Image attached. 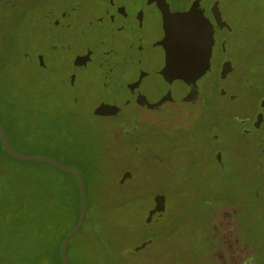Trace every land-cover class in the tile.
<instances>
[{"label":"rangeland","instance_id":"rangeland-1","mask_svg":"<svg viewBox=\"0 0 264 264\" xmlns=\"http://www.w3.org/2000/svg\"><path fill=\"white\" fill-rule=\"evenodd\" d=\"M190 1L183 0L180 6L186 7ZM219 4L223 20L234 31L226 36L229 57L236 67L243 68L225 85L232 91L240 78L252 79L259 85L257 93H251L248 107H234L243 116L250 117L258 109L256 100L264 97V0H219ZM20 36L16 45L0 41V99L8 94L16 102L11 106L16 120L6 124L8 139L22 154L51 157L83 171L88 218L107 242H113L109 252L116 257V264H237L238 256L226 245L227 234L215 225L219 222L217 211L240 201L246 209L244 219L248 227L236 229L242 230L248 239L247 261L250 255L258 264H264V179L256 183L253 179V170L258 164L254 165V156L248 153L255 144L251 138L247 144L241 140V129L235 117L239 115L234 108L229 116L215 121L214 132L219 135L216 143L210 141L209 123L200 121L190 133L191 140L185 133L175 136L174 132L173 136L149 137L148 142H142L139 139L145 135L141 133L128 144H116L113 137L135 125L134 117L139 111L132 105L125 106L114 125L111 119L86 114L84 108L103 105V101L121 104L129 96L124 84L136 75L131 71L123 77L117 75V80H124L110 81L105 86L106 81L90 68L74 86L66 88L56 80L51 91L44 93L39 84H34L33 66L26 64L21 56L22 51L36 50L30 21L24 23ZM219 59L220 55L215 53L213 69L199 82L205 90L203 96L208 111L225 110V105L217 101L216 90L221 84L216 75ZM166 88L158 75L146 78L142 85L143 93L152 101ZM172 88L178 97L185 92L180 83ZM42 98L50 107L46 109L47 115L37 114L36 107H43ZM75 98L79 105H75ZM79 107L83 109L72 113L68 110ZM1 112L7 116L4 110ZM172 123L165 122L166 125ZM141 129L146 131V126L142 125ZM157 131L161 135L165 133L163 129ZM169 131H173L172 127ZM262 133L264 135V127ZM135 148L140 151L136 153ZM215 151L221 153V165L213 159ZM6 160L9 179L0 182V236L10 233L23 237L30 229L39 227L46 229L49 247H53L71 229L73 208L67 207L66 197L58 193L57 187L45 189L38 185L35 179L47 173L45 165L8 157ZM125 161L136 173V179L129 183L130 201L124 200V194L116 196L119 191L114 190V183L117 184L127 170H120ZM49 173L59 175L55 171ZM154 181H164L166 189H152L151 184L152 187L163 185ZM25 183L33 194L24 201L26 188L23 194L18 184ZM156 192L165 195L166 212L160 224L155 221L148 224L146 217ZM43 210L53 211L58 221H50L48 212ZM227 210L228 215L232 209ZM231 230L234 232L235 228L228 231ZM90 235V227L86 225L72 239L69 264H111L103 249L88 242ZM150 238H155L156 244L134 251L135 246ZM122 243H125L124 256L119 253ZM14 248L13 254L4 258L5 264L40 261L58 264L52 253L48 252L43 258L31 257V254L23 258L17 247ZM29 249L38 250V244Z\"/></svg>","mask_w":264,"mask_h":264},{"label":"flooded vegetation","instance_id":"flooded-vegetation-1","mask_svg":"<svg viewBox=\"0 0 264 264\" xmlns=\"http://www.w3.org/2000/svg\"><path fill=\"white\" fill-rule=\"evenodd\" d=\"M194 1L191 0L186 7H182L180 4L183 0H0V41L5 40L3 42L7 45H16L21 39L20 30L24 23L31 22L36 50L30 53L21 49V56L26 64L33 66L34 84H39L44 93L51 91L52 83L56 80L66 88L74 86L90 68L95 69L106 81L103 82L105 86L110 81L124 80H117V75L123 77L122 75L130 71L135 74V78L124 84L129 96L124 98L121 104L103 101V105L84 108L86 114L111 119L114 125L125 106L132 105L139 111L134 117L135 125L113 137L116 144H128L141 133L145 135L139 139L142 142H148L149 137L173 136L174 132L177 133L175 136L185 133L190 138L195 124L200 121L209 123L210 141L216 143L219 135L214 132L215 121L229 116L236 105L248 107L251 100L249 97L251 93H257V88L252 79L240 78L234 89L228 90L225 84L229 78L242 71L229 57L226 36L233 34V30L231 27L220 28L217 25L212 8L219 0H201L202 20L198 26L194 21L191 28H186L182 15L190 10ZM222 21L225 20L222 18ZM183 29L190 31L182 33ZM215 53L220 55L216 75L221 84L216 90L217 101L225 105V110L208 111L203 96L205 90L199 82L213 69ZM182 59L186 60L183 65L186 69L183 73L185 78L179 75ZM226 62H231L233 71L222 79L221 71ZM153 75H158L167 88L157 100L152 101L143 93L142 85L146 78ZM175 83L184 87L185 92L181 97L173 91ZM43 99L40 101L43 107H36L39 109L38 115H45L48 113L46 109L50 108ZM14 104L16 102L8 94L1 96L0 121L5 130L7 122L16 120L11 107ZM75 105H79L77 98ZM106 105L115 106L116 109L100 114L99 107ZM256 105L258 109L250 117L243 116L241 111L237 112L234 108L239 115L238 118L235 117L241 129V140L247 144L251 138L253 145L255 144L248 153L254 156V165L258 164L253 170L255 183L264 179V97L259 96ZM77 109L83 108H68L70 113ZM2 110L7 114L6 117L2 115ZM260 114L262 119L258 122ZM166 121L173 123L166 125ZM142 125L146 126V131L141 129ZM169 127H172L173 131H169ZM157 129H163L165 133L161 135ZM139 151L135 148L136 153ZM213 159L219 165L222 164L219 151L213 153ZM125 162L121 164L120 170H127L117 184L129 190L131 196L129 183L136 179V173L134 168ZM127 173L129 177L123 179ZM154 182L163 185L152 187L151 184L152 189H166L164 181ZM160 203L164 206V212L155 222H162L166 212V197L160 192L154 194L146 218ZM227 209H232L228 215L225 214ZM245 212L241 201L225 207L217 211L219 222L215 227L227 234L224 239L227 240L226 245L230 251L238 256L237 264H258L250 255L247 261L248 239L242 230L236 229L248 227L244 219ZM231 228H235L234 232L228 231ZM155 240L146 239V246L137 250L143 243L138 244L134 251L151 247V244H156Z\"/></svg>","mask_w":264,"mask_h":264},{"label":"trees","instance_id":"trees-1","mask_svg":"<svg viewBox=\"0 0 264 264\" xmlns=\"http://www.w3.org/2000/svg\"><path fill=\"white\" fill-rule=\"evenodd\" d=\"M240 70H243V68L240 67ZM255 87L259 88V85L256 83ZM255 87H254L253 92H255ZM214 117L217 118L218 116H214ZM7 157L12 158L3 149L2 142L0 140V182H3L4 179H9L8 169L6 166L7 165V160H6ZM12 159H14V158H12ZM36 163H40V162H36ZM41 164L45 165L46 168H48V171H46L47 173H45L42 176H39L38 179H35V180L37 181L38 185H40V186L42 185L43 188H45V189L57 187L58 193L61 195H64L66 197L67 207H70V208L72 207L73 208L72 210L74 211V218H73L72 227L62 238L58 239L56 241V243H54L53 247H49L47 235L44 233L46 229H41L39 227L30 229L28 234H26L23 237H19L15 234H10V233H7V234L3 235L2 237L0 236V264H5L4 258L7 259L10 255L13 254V251L15 250L14 247H17V249L21 253V257H23V258H26L27 256H29V254H31V257L32 256H40V258H43L49 252V253H52L57 258L58 264H62L61 255H60V245H61L62 241L64 240V238L70 233V231L76 225L78 218H79V215H80V211H81V200H80L79 190H78V186L76 183V179H75L73 174L63 173V172L59 171L58 169H56L55 167H53L49 164H45V163H41ZM79 170L81 171V173L83 175V180L85 183L83 171L81 169H79ZM52 171L59 173V175L49 173ZM59 176H63V178H65L66 180L60 179ZM14 177L16 178V176H14ZM40 179H42V181L39 183ZM18 185L21 187L23 194H24V188H26L27 192H25V194L23 195L22 198L24 201L28 200V197L31 194H33L31 191L32 188L27 183L23 184V186L21 184H18ZM85 188H86V183H85ZM114 190L119 191V193H117V194L115 193L116 196L117 195L123 196L122 194H124L126 197V198H124V200L130 201L131 196L129 195V192L126 191L124 186H120L119 184H116L114 186ZM86 193H87V189H86ZM40 200H41V197H40ZM44 200L46 202L45 198H44ZM120 203H122V202H120ZM43 207L44 206H42V208L40 207V209H43ZM55 208H56V206H55ZM59 208H60V206H59ZM38 211H40V210H38ZM43 211L48 212L49 210H43ZM88 211H89V209H88ZM48 216H49L50 221L52 219L54 222L58 221V220H55L56 214L53 211L48 212ZM91 222H92V219L88 218V213H87V217L85 219V222H84L82 228L80 229V231L78 232V234L85 229L86 225L89 226L90 232H91V235H90L91 239H89L88 242L90 244H92L93 247L97 246L98 248L103 249L105 251L106 256H107V260H109L111 262V264H116V257L114 258V255H110V252H109L110 249H113L110 246L111 243H113V242L112 241L107 242L103 238L101 231H99L96 227L93 228L91 226ZM13 236L15 238H13ZM72 241L70 242V244L68 246V259H69V261H70L69 249H70V245L72 244ZM119 241H118V243H119ZM155 242H156V240H155ZM37 244H38V250L35 251V249L34 250L29 249V246L34 247ZM124 244L125 243H122V245H121L122 247L119 250V253L121 254V252H122L123 256L125 253V251L123 252ZM18 245L21 247L18 248ZM151 246H152V244H151ZM114 254H115V251H114ZM44 263L45 262L40 261L39 263H36V264H44ZM48 264H50V263H48Z\"/></svg>","mask_w":264,"mask_h":264},{"label":"water","instance_id":"water-1","mask_svg":"<svg viewBox=\"0 0 264 264\" xmlns=\"http://www.w3.org/2000/svg\"><path fill=\"white\" fill-rule=\"evenodd\" d=\"M213 14L215 16L217 25L220 28H223L224 26H226L227 28L231 29L230 26L225 22L222 21V16H221V12L219 10V3L218 1L215 2L213 8H212ZM202 15L203 12L201 10V0H195L192 3V6L190 8V10L187 13H184L182 15L183 17V21L185 23V26L188 27H192L193 23L195 21V25L198 26L200 21L202 20ZM190 30L188 29H183L182 33H186ZM192 31L194 32V30L192 29ZM197 32V31H196ZM182 64L180 65V71H179V75L181 76V78H185L186 76L183 74L186 69L183 68L184 63L186 62L185 59L181 60ZM233 71V67L231 62H226L223 65L222 71H221V78L225 79L227 77V75ZM166 74H168V71H166ZM116 109L115 106H111V105H106L104 107H99L98 112L100 114H106V113H110L112 111H114ZM262 119V114H260L258 116V122H260ZM0 140L2 142V146L3 149L15 160L21 161V162H40V163H45V164H49L53 167H55L56 169H58L59 171L63 172V173H68V174H73L75 179H76V183L78 186V190H79V195H80V200H81V211H80V215L78 218V221L76 223V225L74 226V228L70 231V233L64 238V240L62 241L61 245H60V255H61V260H62V264H69V259H68V246L70 244V242L72 241V239L78 234V232L80 231V229L82 228L85 219L87 217V213H88V209H89V203H88V199H87V193H86V188H85V183L83 180V175L81 173V171L74 166H67L64 165L62 163H60L59 161L51 158V157H47V156H41V155H25L22 154L18 151H16L7 136L5 127L3 126V124L0 121ZM127 177H129L128 173L124 175L123 179H126ZM163 199V197H161ZM163 202V201H162ZM163 204H158L156 209H154L152 212H150L148 218H147V222L149 223L150 221H156L157 219L160 218V216L163 215L164 212V208H163ZM146 246V243H143L140 247L137 248V250H139L140 248H143ZM44 264H48V263H44Z\"/></svg>","mask_w":264,"mask_h":264}]
</instances>
